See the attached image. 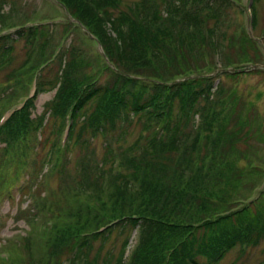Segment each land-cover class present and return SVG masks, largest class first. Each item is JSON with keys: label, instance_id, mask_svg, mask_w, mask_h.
I'll return each instance as SVG.
<instances>
[{"label": "trees", "instance_id": "16d2710c", "mask_svg": "<svg viewBox=\"0 0 264 264\" xmlns=\"http://www.w3.org/2000/svg\"><path fill=\"white\" fill-rule=\"evenodd\" d=\"M57 1L74 20L64 29L83 26L102 46V67L94 74L85 73L84 60L74 48L63 53L57 50L37 65L44 58L43 46L37 43L46 34L38 29L0 36V61L14 52L19 41L40 55L28 69L36 71L32 76L34 96L26 94L22 108L0 126L4 146L0 168L5 166L0 182L6 181L5 171L13 163L20 168L27 151L36 148L39 155L37 135L46 128L47 114L48 121L51 117L60 122V132L68 130L66 141L60 144L61 153L70 149L74 138L82 140L85 132L95 137L123 130L124 136L135 118L151 136L146 137L144 152L133 157L121 154L118 162L107 142L106 155L112 161L109 172L118 175L112 181L117 192L104 191L97 205L84 200L83 208L68 211L64 220L52 219L49 233H45L47 259L44 254L41 260L34 258L30 239L25 237L32 264H63L61 257L67 253L73 254V264L80 257L82 264H112L113 255L102 256L103 247L94 251L93 245L107 241L114 232L136 233L131 254L125 257V244L115 264H220L234 248L263 242L264 186L257 181L259 168L255 166L259 154L246 153L241 146L242 142L247 148L254 146L253 136L260 134L253 125L254 104L229 101V97L224 100L222 85L215 82L239 74L227 70L246 66L258 73L264 71L260 67L264 65L257 62L259 50L254 60L248 52L246 61H240L245 55L239 61L226 55L221 69H213L210 60L215 53L222 57L224 48L231 49L223 44L228 22L224 15L232 1L137 0L127 11L119 9L120 0ZM108 29L114 37L107 34ZM251 42L255 41L243 31L233 46L241 48ZM59 54L61 72L45 77L42 70ZM203 71L216 75L204 77ZM50 90H56L55 98L40 117H34L35 100ZM33 140L38 143L32 144ZM80 143L87 145L86 141ZM58 147L57 142L52 144L38 170L34 161L36 186L45 168L52 165ZM243 161L248 162L247 167ZM123 163L125 172L120 170ZM104 178V172H99L95 179L99 189L106 187ZM27 192L24 198L35 195L34 190ZM26 213L21 209L18 218L28 217L30 222Z\"/></svg>", "mask_w": 264, "mask_h": 264}, {"label": "rangeland", "instance_id": "374dc122", "mask_svg": "<svg viewBox=\"0 0 264 264\" xmlns=\"http://www.w3.org/2000/svg\"><path fill=\"white\" fill-rule=\"evenodd\" d=\"M120 1L119 9L127 11L130 5L137 0ZM231 1L224 15L228 22L224 28L227 38L223 44L224 46L229 45L231 49L224 48L222 57L218 56V53L212 55L213 60H210L212 63L214 62L213 69L225 67V64H221V62L226 55L231 56L233 61H239L241 56L248 52L250 53L249 58L254 60L255 51L258 50L260 57L257 62H263L264 65V0ZM66 26H69V17L56 0H0V36L14 33L19 29H25V34H28L29 30L35 31L37 29L46 33L40 36L38 43L36 42L37 46L38 44L43 46V53L41 51V54L44 55L43 59L38 60L40 55L37 52L31 53L27 44L24 41H19L14 52L6 60L0 61V126L15 109L22 106L26 94L29 96L34 94L35 81L32 78L36 71L28 69L36 60H38L36 61L38 65L50 58V55L57 50L63 53L74 48L75 52L79 53L84 60L83 71L85 73L94 74L98 68L102 67L100 59H104V54L98 42L81 29H74L70 26L69 30L66 31L64 29ZM243 31L245 34L248 33L255 42L241 48L239 45L233 46ZM107 34L114 37L109 29ZM240 49H243L242 52ZM29 52L32 57L29 56ZM59 56L60 54L55 57L56 61L54 60L53 64H49L42 70L45 77L51 78L57 72H61L62 66L60 67ZM246 59L247 56L240 61H246ZM63 63L67 64V61L64 60ZM239 64L242 63L236 65ZM244 68L246 69V66L240 67L239 70L242 71ZM248 69H250L248 72H239L237 77L227 78L223 76L216 80L215 84L222 85V98L224 100L229 97V101L235 99L245 104L248 101L254 104L253 125L255 129L259 128L260 134L256 137L253 136L252 143L254 146L247 148L244 142L241 146L246 153L259 154L258 164H255L259 168L257 181L264 186V71L252 73V69ZM202 73L206 74L204 77L216 75L215 72L208 74V72L203 71ZM55 94L56 90H50L37 97L35 100L36 109L33 111L34 117H40L44 113L46 104L55 98ZM48 117L47 114L44 132L41 136L40 133L37 135L40 145L39 155L37 156L36 148L27 151L26 156L20 160V168H18L17 162L13 163V166L5 171L7 173H5L6 181L0 182V264H23V261L25 264H32V258L25 250L26 242H23L25 237L30 239L31 253H33L34 258L37 257L41 260L44 254L47 259L48 245L45 240L48 236L45 233H49L50 224L53 220L55 222L58 218L64 220L66 216L70 215L68 211L82 209L85 205L82 203L84 200L97 205V199L105 196L104 191H108L109 194L117 192L112 181L113 177L118 175H113L114 170L109 172L112 161L106 155L105 146L107 142L114 149V161L118 162L121 154L126 157H133V155L138 156L139 153L144 152L147 149L146 137L151 136V132L145 131L142 124L137 122L138 118H135L124 136L121 135L123 130L111 132L106 136L96 135L95 137L90 132H85L82 140L74 138L70 149L61 153L60 144L63 145L66 141L68 130L60 132L62 129L61 127L59 130L60 122L55 123L51 117L48 121ZM195 121L197 122L199 119H195ZM193 133H196L194 129ZM119 139L122 140L119 141ZM81 141H86L87 145L82 147ZM35 142L36 140H33L32 144ZM54 142H57L59 147L57 151L55 150L53 166L49 165L45 168L44 176L41 178L40 184L36 186V179L32 176L35 169L33 163L37 161L36 169L38 170L42 158L49 153ZM3 147L0 144V160ZM241 163L247 167V161ZM123 166L120 168L121 172H125L126 165L123 163ZM4 170L5 166H2L0 171L4 172ZM99 172H104L105 177L103 183L105 182L106 187L102 189H99L100 187L95 181ZM86 175L87 180L85 181ZM86 186L89 188L87 191L83 189ZM20 190H22L21 193ZM31 190H34L32 195H35L33 197L24 198L22 196ZM21 209H26L29 218H32L30 222L27 220L28 217L22 220L18 218ZM135 236V232L129 235L126 233L118 235L117 232H114L107 241L96 242L93 245V250L96 251L103 247L102 256L111 253L114 258L112 264H115L125 244V257L131 254L136 245ZM72 255V253H67L61 257L63 264H73ZM54 261L56 262V260ZM76 261L77 264H82L83 257ZM220 264H264V241L258 246L234 248L227 253Z\"/></svg>", "mask_w": 264, "mask_h": 264}, {"label": "water", "instance_id": "95a60500", "mask_svg": "<svg viewBox=\"0 0 264 264\" xmlns=\"http://www.w3.org/2000/svg\"><path fill=\"white\" fill-rule=\"evenodd\" d=\"M244 72H247L248 71V69H245V70H243ZM243 71H238V72H243ZM229 72H234L233 70H230Z\"/></svg>", "mask_w": 264, "mask_h": 264}]
</instances>
